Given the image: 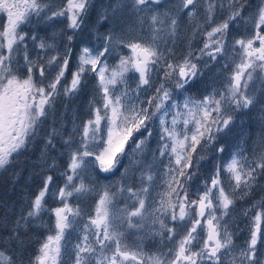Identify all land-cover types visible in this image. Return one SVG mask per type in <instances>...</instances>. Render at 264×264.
<instances>
[{
	"label": "snow or ice",
	"instance_id": "obj_1",
	"mask_svg": "<svg viewBox=\"0 0 264 264\" xmlns=\"http://www.w3.org/2000/svg\"><path fill=\"white\" fill-rule=\"evenodd\" d=\"M225 3L230 15L214 24L217 8L223 9ZM244 3L245 0H175L169 6L170 0H111L100 13L98 23L126 11L135 17L136 24L127 29L110 28L103 34L102 48L83 44L71 81L63 84L75 47L73 42L83 30L92 0H62L55 8L52 0H0V18L6 14V23L0 26V169L27 148L49 118L53 126L45 137L41 158L49 147L55 148L56 136H61L69 151L67 170L61 173L66 177L64 185L58 190L50 189L53 177H44L27 214L21 215L9 235V240L22 243L19 237L22 226L42 221L45 213L55 218L54 232L49 227V234L30 264H65L66 255L70 264H225L229 257L230 264H264L258 247L264 242V200L250 218L246 247L237 250L234 233L225 221L235 200L250 195L259 177L264 176V134L260 150L254 147L251 158L238 147L226 163L219 162L222 156L217 159L211 179L205 180L202 189L198 188L195 194L189 189V182L199 171V161L209 159L213 153H224L225 146L219 141L232 131L236 114L259 103L256 81L264 93V2L254 19V34L235 39L231 46L227 41L232 22L238 24L243 20L245 25L253 22L252 17L245 19L242 15ZM199 7H203L204 21L193 29L187 54L175 60L179 16L194 19ZM64 20L71 32L66 34L63 54L57 47L58 34L51 37L32 34L30 38L39 50L37 58L32 59L27 50L29 34L21 26L34 22L51 27ZM201 34L203 47L194 50L192 41ZM22 46L26 76L18 68L14 70V65H19L17 57ZM125 48L127 54L120 51ZM113 53L119 55L115 66L108 63ZM204 57H208L204 67L220 57L225 58V68L229 67V61L235 66L223 89L214 88L202 100L186 97L181 110V105L172 100L168 85L187 90L202 74L199 61ZM37 71L39 80L34 79ZM130 72L138 74L135 88L128 83ZM89 73L95 74L98 81L99 101L95 98L90 101L89 118L82 126L74 122L72 131L63 137L62 128L55 127L56 98L79 92ZM154 75L160 83L145 106L140 99L141 90L153 86ZM155 120L160 126L159 156L161 162L167 160L166 190L157 206H153L156 201L148 203L153 181L151 164L141 172L138 190L123 184L116 191L105 187L98 193L91 213H86L80 203H71L70 198L79 201L96 191L84 180L89 168L98 166L101 172L111 173L123 157L143 153L153 135ZM47 167L54 169L55 160ZM125 191L128 193L125 201L132 204L120 208L117 200ZM49 194L59 202L54 208L47 205L45 198ZM244 214L247 216L248 211ZM149 219L151 226L147 224ZM145 228L160 237V248L151 254L139 246H130L125 239L126 229ZM72 232L79 235L68 253ZM0 264L17 261L0 249Z\"/></svg>",
	"mask_w": 264,
	"mask_h": 264
},
{
	"label": "trees",
	"instance_id": "obj_2",
	"mask_svg": "<svg viewBox=\"0 0 264 264\" xmlns=\"http://www.w3.org/2000/svg\"><path fill=\"white\" fill-rule=\"evenodd\" d=\"M98 4H96V7L92 9L87 19V28H92L93 33L103 30L105 26V22L98 23L101 11V7ZM98 26L100 27L97 28ZM72 60L69 70L66 73L67 79L64 80L63 84L69 83L72 72L75 70L76 63ZM97 82L98 81L96 80L95 74H86L85 83L81 86L79 92L71 97L60 95L56 98L55 127L58 129L62 128L63 137H67L68 133L72 131L74 122L75 124L82 126L83 122L91 115L89 102L94 98L99 101V95H97ZM159 83L160 79L154 75L153 86L147 91H144L143 89L141 90L140 99L145 102V106L147 104V99L155 94V89L159 86ZM135 84L136 81H133L131 87H136ZM182 91L195 100L202 98V89L196 86H188L187 90ZM172 92L176 94L178 90L173 87ZM100 102L102 103V101ZM52 126L53 121L51 118H49L40 126L39 133L29 142L27 148L22 150L21 153L4 169L0 170V249H4L9 252L16 259L17 264H30L33 257H35V255L38 253L41 243L49 234V227H51L52 231L54 232L55 218L45 213L42 217V221H37L35 223L29 222L19 229V237L22 243L9 240V235L12 232V229L15 227L16 221L21 217V215L27 214L32 199L43 186L44 177L47 175H51L53 177L50 189L54 190H58V188L62 187L66 182V177L61 175V173L67 170L69 151L62 143L61 136H56L54 138L53 142L55 144V148L49 147L47 149L46 156L43 159L41 158L42 151L44 150L45 146V137L51 131ZM152 126L154 128L153 135L148 139L146 145L144 146L143 153L133 154L131 157H123L121 163L111 173L101 172L99 167H97L93 174L90 172L84 174L85 182L94 186L96 191L79 201L73 197L71 198V203H80L86 213H91L95 206V202L98 199V193L103 191L105 187L109 188L111 191H116L121 186V184H123L125 187H131L134 190H138L141 187V172L146 169L149 164H151L153 165V181L148 199L155 195V200L158 204L160 195L166 190L165 186L161 184L165 181L163 177L167 160L163 159V162H161L162 158L159 156V121L155 120ZM222 140L223 138L220 139L219 143H222ZM129 143L131 144V141ZM215 154L217 153L211 154L209 156L210 159L208 160L199 161V171L197 175L189 182V189L191 193L195 194L198 188L202 189L205 180L210 181V162L211 157ZM193 156V164L195 167L196 154L194 153ZM53 159L56 162V167L54 169L48 168L47 165L51 164ZM122 173H124L123 176L121 175ZM76 182L79 183V180ZM145 183H147L146 180ZM263 194L264 176H261L259 177L258 184L253 188L251 194L248 195V200L251 198L253 200H260L262 197H264ZM127 195L128 193L125 191L123 195L117 200L118 207L123 208L126 206L124 197H127ZM45 199L49 208H54L59 203L50 194L46 196ZM127 202L130 203V205L132 204V201ZM86 219L87 217L85 216V220ZM21 224L23 225V221H21ZM147 224L151 226V219L147 221ZM155 227L158 228V224L155 225ZM145 234H148V238L142 243L140 241L141 235ZM180 234H183L182 231ZM78 235V232L71 233L68 240V247L74 245L75 241L77 240L75 239V236L78 237ZM178 238L179 235L177 236V239ZM125 239L130 246H139L146 254L156 252L161 246L160 237L154 236L152 232L147 230V228L141 229L139 231L136 229L128 231L126 229ZM164 243L168 242L165 241ZM65 264H70L68 258H65Z\"/></svg>",
	"mask_w": 264,
	"mask_h": 264
},
{
	"label": "rangeland",
	"instance_id": "obj_3",
	"mask_svg": "<svg viewBox=\"0 0 264 264\" xmlns=\"http://www.w3.org/2000/svg\"><path fill=\"white\" fill-rule=\"evenodd\" d=\"M61 2L62 0H52V7L55 8L57 5L61 4ZM110 2L111 0H92V6H90L89 14L92 11V9L96 7V4L100 3L98 5H100L101 7V11H100L101 13L103 9ZM262 2H264V0H245L244 7L242 10V15L245 19L252 17L253 22H250L247 25H245L243 20L240 21V23L238 24L236 22H232L230 24L229 33L227 37L229 46H231V44L235 39L245 36H251L254 34L255 32L254 19L256 18L258 8ZM174 3L175 0H170L169 6H171V4ZM173 13L175 14L174 8H173ZM229 15H230V11L228 8V4L225 3L223 9L217 8L215 13L214 24H218L222 22L223 20L227 19ZM179 20H180V26L178 29V37H177V42L174 45L175 60H181L184 57V55L187 54L188 41L192 36L193 29L196 27L198 22L202 23L204 21L203 7L198 8L196 18L189 19L188 16L181 14L179 16ZM33 21H35V17H33ZM4 23H6V14H3L2 18H0V26H2ZM135 24H136L135 17L131 16L128 12L125 11L122 13H118L116 17H110V19L105 22V26L103 30H99L93 33L92 28L89 29L87 28L88 25L86 20L82 32L80 33L79 36H77V38L73 42L75 47L73 49L71 60L73 59L72 61L77 63L76 56L79 53L80 47L83 44H88L90 47L102 48L103 34H105L113 26H116L117 30H120L121 28L127 29L130 25H135ZM100 26H98L97 28H99ZM21 28L25 33L29 34V38L27 40V45H28L27 50L30 57L34 60L37 58V52L39 50L35 48V45L30 38L32 34H36L40 37H51L54 33L58 34L57 47L61 52V54H63L65 50L64 45L67 43L66 34H70L71 31L70 29L67 28L66 20H64L63 22L57 21L55 25L51 27L45 24L37 25L33 22L32 24L22 25ZM97 28H93V29H97ZM208 30H210V26ZM133 35H137V34L133 33ZM78 38H82V39H78ZM203 42H204V36L201 34L192 41V48L194 50H198L199 48L203 47ZM120 51H122L124 54L128 53V49L126 48ZM41 55H43V53H41ZM23 56H24V49L22 46L21 51L17 57L19 61V65L18 66L14 65V70L18 68L20 74L26 76L27 68L26 66H24ZM205 60H208V57H204L203 60L199 61V65L202 69V74L190 85L191 87L196 86L202 89V94H201L202 98L199 100H202L205 95L212 93L214 88L217 90L223 89L232 71V68H234L235 66L229 61V67L225 68L224 66L225 58L220 57L216 62L209 61V66L204 67ZM118 61H119V55H117L116 53H113L108 57V63L112 66H115L118 63ZM40 62L43 63L44 61L41 60ZM128 76H129L128 83L131 87L133 81L136 82L138 81V74L134 72H130L128 73ZM131 77H135V79H131ZM34 79L36 80L40 79L38 71L35 73ZM46 82L47 80H45V83ZM62 83H64V81H62ZM168 86L171 90L174 87V85L171 84ZM254 87L259 99V103H257L254 107L250 108L249 110H246L245 112H240L236 114V119L232 127V131L226 137H222L223 138L222 143L225 146L224 153L222 154L217 153L211 157V162H210L211 169L209 170L210 176L214 171V166L217 163V159L222 156V159H220L219 162L221 164L226 163L231 158L233 152L238 150V147H242L245 150V153L250 158L254 147L257 148V151L260 150V144H261L260 138L261 135L264 134V115H262V112H264V93L260 92L259 90L260 87L259 81L255 82ZM182 90H178L176 94L172 92L173 93L172 100H174L179 105H181V110H183V103L185 98L190 97ZM252 91H253V85L250 84L249 92L251 93ZM171 102L172 101H169L168 103L170 104ZM170 118L171 117L169 116L168 119L170 120ZM97 167H95L94 169L89 168L86 171V173L90 172L91 174H93ZM163 179H165V177H163ZM161 185H164L166 188V184L164 182H162ZM262 200H264V197H262L260 200H253L252 198L248 200V196L244 197L243 199L237 198L235 200L234 205L230 209V214L225 217V221L227 222L230 231L234 233L233 242L236 245L237 250L241 247H246V241L249 238V225L251 223L250 218L255 214L256 211L259 210V208L256 206H258ZM153 201H156L155 195H153L151 198L148 199V203H152ZM126 203L128 206H130V203L128 202ZM157 205L158 204L156 203L153 206L155 207ZM245 211H248L247 216L244 214ZM262 228H264V224H262ZM127 230L132 231V229H127ZM147 238H148V234L141 235L140 241L143 243V241H145ZM75 239H77V236H75ZM76 242L77 240L75 241V243ZM73 246L68 247V253H71ZM258 247L260 249V255L264 256V242L259 243ZM65 258L68 257L65 256ZM73 260H74V256H73ZM230 261L231 258L229 257L225 260V264H230ZM129 264H135V262H129Z\"/></svg>",
	"mask_w": 264,
	"mask_h": 264
}]
</instances>
